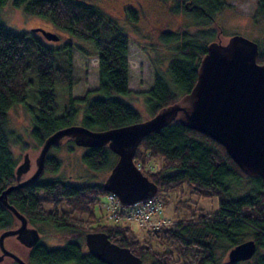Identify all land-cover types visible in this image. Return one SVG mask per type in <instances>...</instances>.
<instances>
[{
  "label": "trees",
  "instance_id": "16d2710c",
  "mask_svg": "<svg viewBox=\"0 0 264 264\" xmlns=\"http://www.w3.org/2000/svg\"><path fill=\"white\" fill-rule=\"evenodd\" d=\"M7 1L0 0V9ZM162 1L172 14L183 16L185 21L177 29L160 28V39L171 47L174 55L166 61L162 58V65L155 68L146 99L149 117L192 90L208 44L222 31L216 14L228 5L227 0ZM13 3L25 5L30 13L48 17L69 37L91 42L92 55L98 61L99 84L84 97L73 96L75 43L66 40L61 46L48 44L35 31H15L0 16V193L15 182L21 156L20 159L15 156L14 145L21 143L24 149H30L22 135L10 128L8 112L30 95L35 106L31 135L39 146L54 131L72 124L107 130L143 120L141 111L124 98L131 91L127 57L130 39L116 19L91 0H13ZM138 11L126 7L130 21L138 20ZM253 17L256 21L264 19V0H257ZM258 61L264 62V40L259 43ZM92 91L97 94L89 95ZM62 95L66 98L63 107L59 105ZM82 159L90 169L110 171L118 154L108 145L85 147ZM156 161L157 166L153 164ZM135 162L142 164L143 172L159 185V192L169 196L188 184L196 195L218 196L219 209L206 211L192 206L188 200H180L181 205L191 209L187 217L159 229H148L150 236L167 247L158 250L151 238L138 239L129 225L95 223L93 208L101 196L109 193L104 182L76 184L44 173L8 196L9 202L42 235L25 254L28 263L107 264L85 248L87 232L103 231L149 264H264V179L243 172L225 146L202 132L171 121L141 140ZM61 164V159L49 151L45 172H57ZM150 164L154 168H149ZM244 178L250 182L248 189L233 195V191H240ZM128 207L120 205L122 210ZM18 224L14 214L0 201V231ZM49 226L55 228L60 243L44 240L49 236L45 231ZM251 238L258 245L252 258L219 261V248L230 251Z\"/></svg>",
  "mask_w": 264,
  "mask_h": 264
},
{
  "label": "water",
  "instance_id": "95a60500",
  "mask_svg": "<svg viewBox=\"0 0 264 264\" xmlns=\"http://www.w3.org/2000/svg\"><path fill=\"white\" fill-rule=\"evenodd\" d=\"M33 31L42 32L49 40L61 37L41 26L34 27ZM217 38L208 44L201 58L192 90L154 116L107 130H94L82 124L65 126L50 134L35 154L30 149L22 154L15 182L0 193V201L19 222L14 228L0 231V264L7 256L19 264H29L6 246L7 237L15 236L29 249L42 236L28 217L9 202V194L39 179L45 172L52 146L70 139L84 147L108 145L118 154L103 186L116 195L123 206L153 198L159 192V185L135 162V153L145 136L171 121L210 136L225 146L243 172L264 179V62L258 61L259 43L241 34L231 35L225 41ZM86 245L107 264H143L140 256L129 247L112 241L106 232H87ZM257 247L255 239L244 240L230 249L228 261L248 260Z\"/></svg>",
  "mask_w": 264,
  "mask_h": 264
},
{
  "label": "rangeland",
  "instance_id": "374dc122",
  "mask_svg": "<svg viewBox=\"0 0 264 264\" xmlns=\"http://www.w3.org/2000/svg\"><path fill=\"white\" fill-rule=\"evenodd\" d=\"M98 5L109 16L116 19L123 27L125 33L130 39L129 52L127 54L130 64V88L129 97H124L133 103L142 113L143 120L149 116L146 109V99L148 90L151 88L154 80L155 68L157 65H162V58L165 61L173 54L170 46L164 43L159 36L160 28L170 27L177 29L184 17L176 16L171 13L167 4L162 0H91ZM228 5L216 14V21L221 27L217 39L225 41L226 38L234 34L244 35L257 42H263L264 38V19L256 21L254 11L257 0H227ZM132 6L139 11L138 20L133 22L127 16L126 7ZM2 21L12 29L18 32H30L34 27H44L47 30H52L60 34L59 40H49L42 32L35 31L39 37L54 46H61L66 40H72L75 43L74 48V75L75 82L72 89V94L75 97L86 96L89 90H94L99 84L97 58L92 55L93 45L89 41H82L75 37H69V34L56 26L48 17L33 14L25 9V5L16 6L13 0H8L0 9ZM97 92L92 91L89 95H96ZM65 96L59 97V105H65ZM35 106L33 98L30 95L25 102L13 105L9 112V126L17 133L21 134L23 140L29 145L32 153L39 150V145L31 135L33 126V113ZM72 147V148H71ZM85 147L78 145L73 139L67 140L58 147H53L50 152L58 156L62 164L57 172H44V176L59 177L64 180H70L76 184H91L95 182H105L110 171L109 170H93L90 169L82 159V154ZM24 149L21 143H17L13 147L15 156L20 159ZM157 162V163H156ZM153 164L159 165L156 161ZM149 167V166H148ZM249 180L244 178L240 185V191H233V195H240L249 187ZM235 188V187H234ZM235 190H237L235 188ZM154 198H159L163 201V216L175 219L187 217L191 209L181 205L180 200H188L192 206H198L206 211H216L220 207L218 196H199L191 192L188 184H184L182 189L172 191L169 196L158 192ZM107 195H103L100 201L95 205V223L109 224H124L132 228L133 233L138 239L144 240L151 238L152 243L158 250H164V246L160 239L155 236H150L148 233L149 227L142 225L137 219L127 218L122 216L116 219L110 216L111 212L107 208ZM119 201V199H118ZM120 203V201H119ZM121 205V203H120ZM48 207L51 204L47 205ZM126 207V206H125ZM79 216L86 218V215L78 213ZM159 229V228H152ZM46 233L49 234L44 240L51 243H60L58 235L54 233L55 228L49 226L46 228ZM9 241L13 251L25 256L28 249L23 248L20 242H16L11 238ZM8 247V243L6 245ZM10 248V247H8ZM88 249L87 247H85ZM11 249V248H10ZM19 251V252H18ZM220 262L228 261L229 250L219 248L217 250ZM3 264H18L12 261L11 258H6ZM73 264V263H69ZM143 264H149L148 261Z\"/></svg>",
  "mask_w": 264,
  "mask_h": 264
},
{
  "label": "built area",
  "instance_id": "2783aa9c",
  "mask_svg": "<svg viewBox=\"0 0 264 264\" xmlns=\"http://www.w3.org/2000/svg\"><path fill=\"white\" fill-rule=\"evenodd\" d=\"M141 168V164H137ZM149 168H154L153 164ZM107 208L111 212L110 216L119 219L122 216L127 218L137 219L142 225L150 228H160L163 225L173 223L172 218L163 216V201L159 198H149L141 200L127 209H120L118 198L113 193L107 194ZM122 206V205H121Z\"/></svg>",
  "mask_w": 264,
  "mask_h": 264
},
{
  "label": "flooded vegetation",
  "instance_id": "af4514ba",
  "mask_svg": "<svg viewBox=\"0 0 264 264\" xmlns=\"http://www.w3.org/2000/svg\"><path fill=\"white\" fill-rule=\"evenodd\" d=\"M11 238L16 242V240H17V238L14 236V237H7L6 238V240H5V242H6V245H7V243H8V247H10L11 249H14L12 246H10V244H9V241L10 242H12L11 241ZM18 241V240H17ZM21 246H23V248H26V246H24L23 244H20ZM26 249H28V248H26ZM19 252V251H18ZM19 254H20V252H19ZM21 256L23 255V253H21L20 254ZM22 257H24L26 260H27V258H26V256H22ZM6 258H11V257H9V256H7V257H5V259ZM4 259V260H5ZM12 259V258H11ZM12 261H14V262H16L14 259H12ZM18 263V262H17ZM19 264V263H18Z\"/></svg>",
  "mask_w": 264,
  "mask_h": 264
},
{
  "label": "bare ground",
  "instance_id": "6f19581e",
  "mask_svg": "<svg viewBox=\"0 0 264 264\" xmlns=\"http://www.w3.org/2000/svg\"><path fill=\"white\" fill-rule=\"evenodd\" d=\"M141 166H142V164H141Z\"/></svg>",
  "mask_w": 264,
  "mask_h": 264
}]
</instances>
